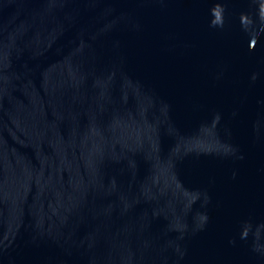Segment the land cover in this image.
<instances>
[{
	"label": "water",
	"instance_id": "1",
	"mask_svg": "<svg viewBox=\"0 0 264 264\" xmlns=\"http://www.w3.org/2000/svg\"><path fill=\"white\" fill-rule=\"evenodd\" d=\"M0 264H264V0H0Z\"/></svg>",
	"mask_w": 264,
	"mask_h": 264
}]
</instances>
